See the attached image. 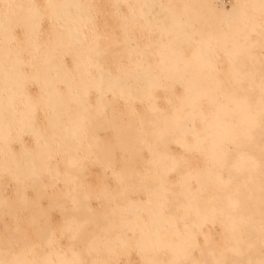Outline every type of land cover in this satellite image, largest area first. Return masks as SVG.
<instances>
[{"label": "bare ground", "instance_id": "bare-ground-1", "mask_svg": "<svg viewBox=\"0 0 264 264\" xmlns=\"http://www.w3.org/2000/svg\"><path fill=\"white\" fill-rule=\"evenodd\" d=\"M0 218V264H264V0H0Z\"/></svg>", "mask_w": 264, "mask_h": 264}, {"label": "rangeland", "instance_id": "rangeland-1", "mask_svg": "<svg viewBox=\"0 0 264 264\" xmlns=\"http://www.w3.org/2000/svg\"><path fill=\"white\" fill-rule=\"evenodd\" d=\"M215 1V3L218 5V6H221L223 3H224V5L225 6H227L228 5V0H214ZM104 3L102 4V8L104 9V8H106V5H105V7H104ZM109 6V5H108ZM108 8V7H107ZM101 9V8H100ZM120 20V19H119ZM107 22V20L106 19H104V24ZM118 22V21H117ZM117 22H115V23H117ZM47 27L46 26H44V30H43V32H44V34L43 35H41L40 36V38H39V40H44L45 38H46V29ZM101 32V31H100ZM260 49H257V48H255L254 49V52L258 55V56H260V55H262V51L260 50ZM131 104H129L127 101H124L120 106H117V107H115V110H117V112H119V113H125V112H127L128 113V111H130L131 110ZM133 108H134V106H133ZM144 108V107H143ZM140 109L141 108H139V107H136V111L137 112H140ZM178 150V149H177ZM197 160H198V163L199 164H203V159L200 161V159L199 158H197ZM141 164V162L139 163V161L137 162V165H140ZM9 185H11V186H9ZM9 187V188H8ZM2 195L4 196V197H7V199H10L11 201H13V199H14V197H15V194H14V191H13V189H12V183L10 182L7 186H6V188L3 190V192H2ZM28 197H30V193L29 192H27V194H26V196H25V198H28ZM14 209V208H13ZM15 209H17V208H15ZM10 223V221L7 219V218H3V219H1L0 218V227L3 225V223ZM220 229V227H218V230ZM207 231L208 232H212V229L210 228V229H207ZM141 261H142V257H141V255L140 254H138V256L136 255V257L135 258H131V255H128V257L126 258V259H121L120 261H119V263L118 264H140L141 263Z\"/></svg>", "mask_w": 264, "mask_h": 264}]
</instances>
